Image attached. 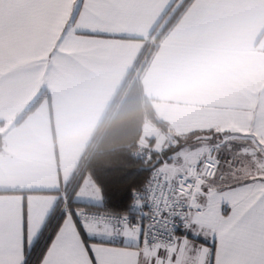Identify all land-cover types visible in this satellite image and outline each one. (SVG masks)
I'll return each mask as SVG.
<instances>
[{
    "label": "snow or ice",
    "instance_id": "obj_1",
    "mask_svg": "<svg viewBox=\"0 0 264 264\" xmlns=\"http://www.w3.org/2000/svg\"><path fill=\"white\" fill-rule=\"evenodd\" d=\"M167 12L211 30L264 0H0V101L90 75ZM0 264H264V84L166 121L123 164L0 185Z\"/></svg>",
    "mask_w": 264,
    "mask_h": 264
},
{
    "label": "crops",
    "instance_id": "obj_2",
    "mask_svg": "<svg viewBox=\"0 0 264 264\" xmlns=\"http://www.w3.org/2000/svg\"><path fill=\"white\" fill-rule=\"evenodd\" d=\"M170 15L123 41L117 54L90 75L69 82L41 74L23 93L0 101V185L48 184L58 174L77 172L143 48L156 43ZM159 37L141 77L163 122L195 118L264 84V18L183 33L176 32L175 23ZM43 91L48 95L21 120Z\"/></svg>",
    "mask_w": 264,
    "mask_h": 264
},
{
    "label": "trees",
    "instance_id": "obj_3",
    "mask_svg": "<svg viewBox=\"0 0 264 264\" xmlns=\"http://www.w3.org/2000/svg\"><path fill=\"white\" fill-rule=\"evenodd\" d=\"M175 23V20L169 22L159 36L169 28H172ZM159 36L154 39L156 43L159 41ZM153 47L151 49V41H149L143 48L108 113L102 120L76 173L83 170L101 171L108 167L123 164L128 156L133 155L134 150L140 145L141 141L147 139L145 135L147 123L157 131L165 126V122L160 120L154 113L151 102L146 97L142 85V72L156 51V47ZM143 60L146 63L136 76L137 68ZM47 95L48 92L43 91L30 104L21 120L29 113H32L44 96ZM114 179L118 180L119 177H114Z\"/></svg>",
    "mask_w": 264,
    "mask_h": 264
},
{
    "label": "rangeland",
    "instance_id": "obj_4",
    "mask_svg": "<svg viewBox=\"0 0 264 264\" xmlns=\"http://www.w3.org/2000/svg\"><path fill=\"white\" fill-rule=\"evenodd\" d=\"M156 43H154L155 46ZM145 60L142 61L141 65L137 68L136 76L140 73L141 68L145 65ZM157 130L154 129L150 124L147 123L145 126V135L147 136L149 133H155Z\"/></svg>",
    "mask_w": 264,
    "mask_h": 264
},
{
    "label": "built area",
    "instance_id": "obj_5",
    "mask_svg": "<svg viewBox=\"0 0 264 264\" xmlns=\"http://www.w3.org/2000/svg\"><path fill=\"white\" fill-rule=\"evenodd\" d=\"M153 46H154V42L151 43V49L154 48ZM148 53H150V52H148ZM147 56H148V54H147ZM147 56H146V57H147ZM145 59H146V58H145ZM139 146H140V145H139ZM139 146L136 147V149L134 150L133 154H135V153H137V152L139 151ZM83 171H84V170H83Z\"/></svg>",
    "mask_w": 264,
    "mask_h": 264
}]
</instances>
